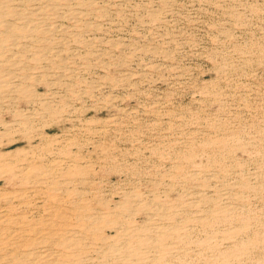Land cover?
I'll use <instances>...</instances> for the list:
<instances>
[{"label":"rangeland","instance_id":"374dc122","mask_svg":"<svg viewBox=\"0 0 264 264\" xmlns=\"http://www.w3.org/2000/svg\"><path fill=\"white\" fill-rule=\"evenodd\" d=\"M59 3L0 17V264H264V0Z\"/></svg>","mask_w":264,"mask_h":264},{"label":"bare ground","instance_id":"6f19581e","mask_svg":"<svg viewBox=\"0 0 264 264\" xmlns=\"http://www.w3.org/2000/svg\"><path fill=\"white\" fill-rule=\"evenodd\" d=\"M59 1H64V2H69V1H82V0H0V17L2 18V17H5V16H8V15H12L13 17H15L16 19H18V20H20V19H22L26 14H25V10H27L28 12H30V11H32V10H37L38 8V6L39 5H46L45 6V9L46 10H48V8L50 7L55 13H58L57 11L59 10L58 9V7L61 5L60 3H59ZM84 1V0H83ZM86 2H87V0H85ZM90 1V0H89ZM39 3V5L36 7L37 9H35V8H33V7H35V4L37 5ZM91 4V3H90ZM76 5H77V2H76ZM61 6H64V5H61ZM42 6H39V8H41ZM44 9V8H43ZM42 9V10H43ZM41 9H39V10H37V11H40ZM63 10H65L64 8H63ZM68 10H69V8H68ZM83 10V9H82ZM96 10V9H95ZM95 10H93V11H95ZM67 11V10H66ZM65 11V12H66ZM76 11V10H75ZM92 11V10H91ZM34 12V11H33ZM32 12V13H33ZM92 13V12H91ZM90 14V13H89ZM62 16H64V15H62ZM74 16V15H73ZM151 16H153V15H151ZM155 16V15H154ZM61 17V16H60ZM66 17H69V16H66ZM72 17V16H71ZM156 17V16H155ZM25 18V17H24ZM63 19H65V17L63 18ZM72 19V18H71ZM152 19V18H151ZM15 20V19H14ZM29 20V19H28ZM70 20V19H69ZM27 21V20H26ZM29 23V22H28ZM4 26H2V25H0V48L2 47V44L4 43V38L5 37H2V36H5V34L7 33V32H9L10 31V29L12 30V29H14V28H16L17 27V25L15 24V23H12V22H5V24L4 23H2ZM23 24V23H22ZM24 26H25V24H24ZM23 25L22 26H19V29H17V31L18 32H20V33H22V34H25L26 32H27V30H26V28L24 27ZM2 27H4V29L2 28ZM32 27V26H31ZM30 29V28H29ZM31 30V29H30ZM46 31V30H45ZM44 31V32H45ZM46 33H49V32H47L46 31ZM8 34V33H7ZM45 34V33H44ZM37 36V35H36ZM19 37V36H18ZM18 37L16 38V39H13V40H11L12 42H13V44L14 45H16V44H18ZM27 37H29V36H27ZM31 37V36H30ZM34 37V36H33ZM13 38V37H12ZM15 38V37H14ZM40 38V37H39ZM30 39V38H29ZM8 40H10V38H8ZM35 40V39H34ZM33 40V42H35ZM27 41H28V39H27ZM30 42V41H29ZM29 42H27V43H29ZM32 45V44H31ZM13 46V45H12ZM14 47H16V46H14ZM12 48V49H10V53H11V50H18V52L20 51V49H21V51H28L29 49H31L30 47L31 46H28V44H25V43H23L22 45L21 44H18V48ZM3 49V48H2ZM13 52V51H12ZM17 52V53H18ZM30 52V51H29ZM36 52V51H35ZM144 52V51H143ZM22 53V52H21ZM27 53V52H26ZM26 53H24V54H26ZM14 54V53H13ZM20 54V53H19ZM36 54V53H35ZM34 53H32L30 56V59L31 58H33L34 57V55H35ZM1 55V54H0ZM2 56V55H1ZM6 57V56H5ZM10 57V56H9ZM23 57V56H22ZM44 57V56H43ZM6 60V59H5ZM3 64V63H2ZM25 68V67H24ZM27 68V67H26ZM0 71H1V68H0ZM1 73H2V71H1ZM12 74V73H11ZM14 75V74H13ZM18 75V74H17ZM5 76H7V75H5ZM15 77H17L16 75H15ZM18 77L19 78H17V80H18V82L16 81V83H14V84H12V82L10 81L9 82V87H10V89L14 92H16L17 90H18V86H21L22 84H23V81L25 80V77L27 78V76H23L22 74L19 76L18 75ZM14 80V79H13ZM27 84V83H26ZM29 87V86H28ZM3 88H8L7 87V85H4L3 86ZM0 89H1V85H0ZM22 90V89H21ZM7 91H10L9 89L7 90ZM12 91H10V92H12ZM1 94H2V92H1V90H0V96H1ZM3 95V94H2ZM1 99V98H0ZM28 108V107H27ZM51 109V108H50ZM47 110H49V108L47 107ZM27 118H29V117H27ZM6 125V124H5ZM29 126V125H28ZM43 139V138H42ZM213 143H214V141H213ZM213 143H212V145H213ZM207 144V143H206ZM209 144V143H208ZM206 147H207V145H206ZM208 148V147H207ZM190 158V157H189ZM192 159V158H191ZM41 174V173H40ZM245 183V182H244ZM52 184V183H51ZM61 185V184H60ZM263 188V187H262ZM65 192V191H64ZM80 196V195H79ZM227 200V199H226ZM73 203V202H72ZM77 203V202H76ZM226 207V206H225ZM59 209V208H58ZM160 209V208H159ZM84 210V209H83ZM59 211V210H58ZM57 211V212H58ZM163 211V210H162ZM136 212V211H135ZM154 212V211H153ZM156 212V211H155ZM132 213V212H131ZM51 214H52V212H51ZM61 214H63V213H61ZM50 215V214H49ZM104 215V214H103ZM102 215V216H103ZM163 215V214H162ZM225 215H226V213H225ZM224 215V216H225ZM8 216V215H7ZM21 216V215H20ZM86 216V215H85ZM2 217H5V216H2ZM53 217V216H52ZM55 217H56V215H55ZM60 217V216H59ZM101 217V216H100ZM51 218V217H50ZM87 219H88V217H86ZM225 218V217H224ZM58 219V218H57ZM86 219V220H87ZM101 219V218H100ZM99 219V220H100ZM0 220H2V219H0ZM5 220V219H4ZM64 220H66V219H64ZM8 221V220H7ZM11 221V220H10ZM68 221V220H67ZM5 222H6V220H5ZM43 222V221H42ZM51 222H53V221H51ZM8 223V222H7ZM40 225V224H39ZM43 225V224H42ZM54 225V224H53ZM34 226V225H33ZM49 226V225H48ZM57 226V224L55 225V227ZM87 227V226H86ZM89 227V226H88ZM142 228V227H141ZM190 228V227H189ZM102 229V228H101ZM48 230V229H47ZM121 230V229H120ZM24 231V230H23ZM51 231H53V230H51ZM61 231V230H60ZM6 232V231H5ZM11 232V231H10ZM56 232H57V230H56ZM59 232V231H58ZM63 232H64V230H63ZM12 233V232H11ZM158 233V232H157ZM156 233V234H157ZM161 233V232H160ZM8 234V233H7ZM10 234V233H9ZM13 234V233H12ZM12 234H10L11 236H12ZM50 234H52L51 232H50ZM38 235V234H37ZM64 235V234H63ZM85 235V234H84ZM44 236V235H43ZM50 236V235H49ZM59 236V235H58ZM100 236V235H99ZM8 237H10L9 235H8ZM7 237V238H8ZM35 237V236H34ZM37 237V236H36ZM144 237V236H143ZM148 237V236H147ZM152 237V236H151ZM11 238V237H10ZM9 238V239H10ZM32 238V237H31ZM30 238V239H31ZM153 238H156L155 236L153 237ZM152 238V239H153ZM19 239H20V237H19ZM21 239H24V238H21ZM58 239V238H57ZM127 239V238H126ZM157 239V238H156ZM156 239H154L155 241H156ZM25 240V239H24ZM52 240V239H51ZM54 240V239H53ZM99 240V239H98ZM102 240V239H101ZM16 241H17V239H16ZM40 241H42V239L40 240ZM83 241V240H82ZM155 241H153L152 240V242H155ZM14 242V241H13ZM21 243V242H20ZM53 243H55V242H53ZM17 244H19V243H16V245ZM68 244V243H67ZM21 245V244H20ZM87 245V244H86ZM127 245V244H126ZM12 246V245H11ZM22 246V245H21ZM125 246V245H124ZM245 247H246V245H244ZM8 247H10V242H9V244H8ZM126 247V246H125ZM124 247V248H125ZM130 247V246H129ZM3 248V247H2ZM242 248H243V246H242ZM155 249V248H154ZM2 250V249H1ZM5 250H6V248H5ZM10 250V249H9ZM80 250V249H79ZM151 250V249H150ZM149 250V251H150ZM4 251V250H3ZM246 251V250H245ZM118 252V251H117ZM41 253V252H40ZM115 253V252H114ZM10 254V253H9ZM156 254H158V252L156 253ZM160 254V253H159ZM37 255V254H36ZM44 256V255H43ZM49 256V255H48ZM16 257V256H15ZM41 257H42V255H41ZM157 257V256H156ZM155 257V258H156ZM37 258V257H36ZM56 258V257H55ZM127 258V257H126ZM158 258V257H157ZM23 259V258H22ZM26 259V258H25ZM24 259V260H25ZM35 259V258H34ZM156 260V259H155ZM154 260V261H155ZM33 261V260H32ZM31 261V262H32ZM52 262V261H51Z\"/></svg>","mask_w":264,"mask_h":264}]
</instances>
